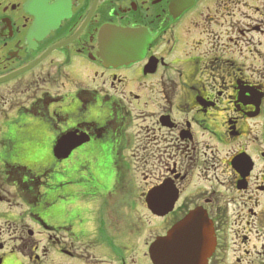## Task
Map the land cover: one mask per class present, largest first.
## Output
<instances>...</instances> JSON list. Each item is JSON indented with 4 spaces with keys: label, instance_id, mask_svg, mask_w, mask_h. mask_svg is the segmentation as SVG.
<instances>
[{
    "label": "flooded vegetation",
    "instance_id": "flooded-vegetation-1",
    "mask_svg": "<svg viewBox=\"0 0 264 264\" xmlns=\"http://www.w3.org/2000/svg\"><path fill=\"white\" fill-rule=\"evenodd\" d=\"M92 156L109 191L83 185ZM116 192L158 226L143 258L200 209L207 264H264V0H0V264H132Z\"/></svg>",
    "mask_w": 264,
    "mask_h": 264
},
{
    "label": "rangeland",
    "instance_id": "rangeland-1",
    "mask_svg": "<svg viewBox=\"0 0 264 264\" xmlns=\"http://www.w3.org/2000/svg\"><path fill=\"white\" fill-rule=\"evenodd\" d=\"M79 159L75 161H63L62 163L55 164V168L63 170L64 174H59L57 177V184L62 183L64 186H60L55 189V195L61 197L65 189L69 188V185L66 184L67 177L70 176L71 170L82 175L80 169H82V162H78ZM114 160L110 157H103V156H92V159L87 161V168H86V177L84 178L83 185L84 187H88L90 184H95L98 188L103 189L102 191H109L110 186L114 182ZM116 163V162H115ZM118 166H120L123 170L122 180L118 181V186H124L127 188V162L124 159H120L118 161ZM56 184V185H57ZM91 186V185H90ZM83 187V186H82ZM130 202V198L128 197V192H116L110 195L109 206L112 212H115L118 221H119V232L120 234H125L127 232L128 226L132 223L129 230L132 229L133 235L128 239L126 236L120 237L118 243H127L129 242V246L132 250V264H151L148 258H143L144 253L146 252L145 245L147 242H150L155 234L158 232V226L153 225L151 220L145 218L144 211L136 210V215H132L130 219L128 217L125 218V214L127 213L126 209H122L121 206L128 204ZM53 210H55L56 204L52 205ZM91 221L89 219L88 226L90 225ZM143 224V225H142ZM87 225V224H86ZM85 225V227H86ZM84 227V228H85ZM141 227V228H140ZM138 231L136 232V230ZM143 229V230H142ZM89 229L87 228V231ZM77 247V246H76ZM83 247H80L82 250ZM104 256V255H103ZM48 260L46 264H81L78 260H72L69 258H64L63 255L59 254L55 250H53L48 255ZM105 263L104 264H119L115 258L110 256L109 254L104 256ZM14 264V261H12ZM129 264H131L129 262Z\"/></svg>",
    "mask_w": 264,
    "mask_h": 264
},
{
    "label": "water",
    "instance_id": "water-1",
    "mask_svg": "<svg viewBox=\"0 0 264 264\" xmlns=\"http://www.w3.org/2000/svg\"><path fill=\"white\" fill-rule=\"evenodd\" d=\"M71 137L62 138L55 146L57 159L67 158L79 145L73 143L76 141L73 139L72 142ZM214 248L211 226L202 210L196 209L175 224L165 237L157 238L151 244L149 257L152 264H207Z\"/></svg>",
    "mask_w": 264,
    "mask_h": 264
}]
</instances>
